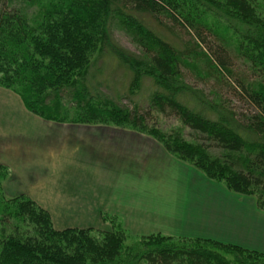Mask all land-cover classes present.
Instances as JSON below:
<instances>
[{"label":"trees","instance_id":"1","mask_svg":"<svg viewBox=\"0 0 264 264\" xmlns=\"http://www.w3.org/2000/svg\"><path fill=\"white\" fill-rule=\"evenodd\" d=\"M3 1L0 88L17 94L27 111L44 120L147 134L207 178L255 197L264 210L260 0ZM149 18L187 38L174 32L181 45L173 43ZM114 30L136 51L121 46ZM95 53L131 74L129 95L149 90L145 106L123 104L106 91L91 74ZM186 72L205 81L208 94L186 82ZM224 88L240 107L223 96ZM168 115L180 126L162 129L157 118ZM111 227L101 229L100 238L87 228L58 229L31 198L0 192V264H264V253L208 238L151 233L127 246L124 228Z\"/></svg>","mask_w":264,"mask_h":264},{"label":"crops","instance_id":"2","mask_svg":"<svg viewBox=\"0 0 264 264\" xmlns=\"http://www.w3.org/2000/svg\"><path fill=\"white\" fill-rule=\"evenodd\" d=\"M10 92L0 88V96L8 94L13 98H19ZM28 117L35 121L34 124L37 121L45 123L42 121L44 119L38 116ZM0 118L1 123L4 120L1 109ZM48 122L46 126L57 129L56 123ZM15 124L12 123L11 127ZM5 126L8 125L5 123ZM5 126L0 124V139L5 135L6 138L13 137L17 140L33 139L37 142L42 140L41 133L31 124L20 122L17 125L18 129L14 126L11 131L5 130ZM32 129L37 130L34 135H30ZM133 133L140 135L135 131ZM77 144L86 146V155H89V159L86 157V160H83V169L89 168V179H95L91 184L84 183L86 211L94 210L98 211V214L119 218L118 212L123 210L122 207L125 209L132 206L133 210L139 206L145 208L146 204H149V210L164 212V221L153 225L150 232L142 233V236L161 233L174 237L208 238L264 253V210L258 207L255 197L234 193L222 184L207 179L199 170L167 153L152 137L103 138L101 132L99 134L95 132L91 138L84 139L83 143L78 141ZM39 145L40 143L38 148ZM23 146L19 145L21 150L16 158L0 156V163L7 165L10 171L14 172L13 177L20 178L17 173L24 174L23 177H31L35 176L33 173L36 171L50 172L49 167L37 154H32L34 152L28 150V147L25 150ZM71 150L75 151L74 146ZM53 153V157L57 156L55 151ZM97 156L100 159L98 163L94 159ZM75 161H71V174H74ZM172 166L176 168L172 169ZM72 176L71 180H74ZM141 178L157 179V185L161 187L157 192L163 197L156 198L153 192L141 194L139 191ZM123 183L128 184V189L121 188ZM71 184L74 187V182L71 181ZM129 185L134 187L131 188ZM70 191V194L80 193L75 188ZM154 192L156 193V189ZM79 201L74 198L71 200L74 204H79ZM155 202L159 206H151ZM171 202H176L177 205L171 206Z\"/></svg>","mask_w":264,"mask_h":264},{"label":"rangeland","instance_id":"3","mask_svg":"<svg viewBox=\"0 0 264 264\" xmlns=\"http://www.w3.org/2000/svg\"><path fill=\"white\" fill-rule=\"evenodd\" d=\"M3 2V0H0V7L1 5H5ZM259 2L264 8V0H260ZM161 18L163 19V17ZM208 18L210 19L211 17ZM148 20L150 21V25L156 29L157 33L164 34V36L167 37L168 40L172 41L175 44L181 45L179 43L177 35L174 32H177V34L183 39L187 38L182 31H178L177 29L175 30L174 28L173 32H170V28H168L167 26H159L154 18H149ZM210 21L215 22L216 26L220 28L223 25L221 22L218 23L214 18ZM166 24L170 26L168 22H166ZM113 37L124 48L129 49L132 52L136 51L135 45L130 42L129 38L123 32L114 30ZM104 53H101L100 55L94 54V56L92 57L93 67L91 68V74H94L96 80L102 81L104 86L107 85L109 88L107 87L106 91L115 94L119 102L129 106H132L133 103L136 102L140 106H145V99L149 93V90L144 87L139 92L129 95L127 92V85L131 74L117 62H112V59L104 56ZM185 81L190 84H194L200 89H203L205 94H208L207 92L209 90V87L204 83L205 81L203 82L202 80H199V78H197L196 76H192L191 74H189V72L185 76ZM224 89L226 92L227 88ZM228 92L230 91H227L226 94L223 92V96L231 99L230 95L232 94ZM0 97V109L2 116L6 121L5 122L3 120L0 124L5 126L6 123V125H8L5 126V130L10 129L9 131H11L14 126H16V129H18L17 125L20 122L27 125L31 124V126H33L41 133L40 138L42 139L38 142L33 141V139L17 140L13 137L6 138V136L4 135V137L0 139V156L6 155L11 159L16 158L18 152L21 150V147H19V145L21 144V146L24 145L22 148H25V150L28 147V150L34 152L32 154H37V156H39V159H41L50 169V172H48V170H44L45 172L36 171V173H33L35 174V176L31 177H23L24 174L16 172L20 177L17 178L13 177L14 172H11L7 165L0 163V165L4 166L5 168L4 171H0V188L3 189V191L0 192L5 195V198H10L15 195H23L31 198L42 208H47L45 210L48 211L53 225L58 229L67 227L87 228L90 229L92 231V234H95L97 238H100L101 235H99L98 233L99 231H101V229L106 230L108 228H112V225H120L126 232L127 237H125L124 245L127 246H136L139 243L142 233L150 232V229L151 227H153V225H157L158 223L164 221V212H155L154 210L153 212L152 210H149V204H146L145 208L139 206L138 208H135L133 210L132 206L125 208L127 210L122 207L121 209L123 210H121V212H118L119 218L103 213L98 214V211H86L84 209V206H86L84 204L83 197L84 183L91 184L95 181V179H89V168L86 170L83 169V160H86V157L88 160L89 155H86V146L84 144H77V142L80 141L81 143H83L84 139L91 138L92 133L95 132L96 134H99L101 132L103 138L132 137L144 139L146 137L150 138L151 136L143 133L137 135L136 133H133V131L135 130L117 125L76 123L59 124L61 122L51 120H42L45 123L37 121L36 124H34L35 121L28 116L33 117L35 115L27 111L19 96L18 99H16L15 97L13 98L8 94ZM231 102V105L240 107V104L235 100L232 101L231 99ZM27 112H29L31 115H29V113ZM46 122H48V124L56 123L57 129H51L50 127L46 126ZM12 123L16 124L11 127ZM157 123L164 130H168L174 126H180L178 120L171 115L160 116L159 118H157ZM37 130L34 131V129H32L30 135H34ZM187 131L188 130L185 129V132ZM131 133L133 134L132 136L129 135ZM106 135L107 137H105ZM37 143H40V148H38ZM28 145L33 147H30ZM72 146H74L76 154L74 150H71ZM54 151L56 152L55 155H57L55 157H53ZM94 159L97 163L100 161L98 156L94 157ZM74 160H76L73 164L74 174H71V161ZM173 168L176 167L172 166V169ZM27 171L28 170H26V172ZM2 174H4V176H2ZM27 175H29V172L27 173ZM71 175H73L72 177L74 178V180H71ZM71 181L74 182V187L71 184ZM139 183L141 184L139 187V191L141 194L145 192H153L156 198L163 197L162 194H159L157 192V189L161 188L157 185V179L150 180L147 178H141L139 180ZM123 185L124 183L122 184V189H128V184L124 186ZM129 186H131V188L134 187L132 185ZM73 188H75V190L80 193L70 194V190H73ZM155 189L156 193L154 192ZM73 198L80 200L79 204H74L73 202H71ZM156 205L159 206V204H156V202L151 206ZM174 205H177V203L171 202V206Z\"/></svg>","mask_w":264,"mask_h":264}]
</instances>
